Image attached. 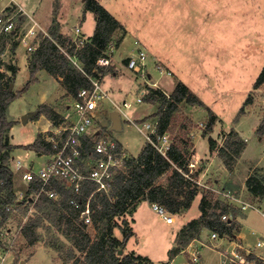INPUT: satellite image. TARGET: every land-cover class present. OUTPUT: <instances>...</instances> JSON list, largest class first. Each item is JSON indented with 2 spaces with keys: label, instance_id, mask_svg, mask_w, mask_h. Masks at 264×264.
I'll use <instances>...</instances> for the list:
<instances>
[{
  "label": "rangeland",
  "instance_id": "1",
  "mask_svg": "<svg viewBox=\"0 0 264 264\" xmlns=\"http://www.w3.org/2000/svg\"><path fill=\"white\" fill-rule=\"evenodd\" d=\"M15 1L46 32L50 30L55 4L58 3L60 8L56 19L65 37L76 40L77 27L81 28V36L86 40L94 33L96 19L92 13H88L85 19L84 0ZM98 1L127 29V35L119 49L110 48L114 65L109 67L102 80V87L110 99L121 105L125 101L132 102L134 106L128 110L130 118L137 123L154 124L158 120L156 114L159 104L147 102L149 89H159L169 96L173 87L179 81L183 82L217 116L210 136L216 140L219 158L224 163V157L219 153L221 148L231 154L229 157L232 168L228 169L224 163L230 172L228 180L223 179V175L214 166L207 177L200 178L201 183L220 191L231 190L246 201L254 200L247 187L243 188V181L252 173H264V137L260 141L257 134L258 125L264 117V85L254 89L264 68V0ZM6 3L7 0L1 1L0 6L3 7ZM28 17L24 16L23 21L17 24L20 36L30 26L26 22ZM118 35L115 36V41ZM139 50L145 51L147 55L144 73L141 74L127 67L129 58H135ZM30 59L31 53L20 43V39L6 35L1 37L0 75L3 74L4 77L0 78V85L8 86L9 91L15 94L21 92L30 80ZM116 63L122 66L121 70L116 71ZM10 67L18 69L16 77L9 71ZM115 71L117 74L113 73ZM144 90L147 95L143 97V103L137 104V99ZM62 92L53 76L46 71L38 73L37 81L21 93L8 109V121L15 122L7 134L11 144L34 142L39 133L46 142L56 137L61 126V115H64L70 103L61 98ZM249 97L252 103L241 116L239 112ZM43 106L51 108L54 114L46 112ZM101 107L106 113L98 116L99 126L120 142L129 156H138L147 143L145 136L124 118L121 119V129H114L111 114L115 108L112 102L104 100ZM41 111L42 114L37 116V112ZM25 116L28 117L24 120ZM208 120L206 108L183 102L174 116L176 132L168 133L172 142L180 125L192 124L189 136L193 143L191 161L196 163L195 172L201 171L200 168H204L209 160H204L211 150L208 138L203 136ZM232 131L238 132L241 140L246 143L248 148L245 159L251 163L241 159L243 151L236 154L240 141L230 135ZM15 150L18 151L11 155L10 166L15 172V188L19 201L22 202L28 190V185L21 177L26 169L16 172L13 164L18 156H25L22 152L30 150ZM195 152L203 159L196 161ZM50 155L51 153H47L39 157L37 153L31 154L27 162H33V170L37 172ZM253 162H259V167L253 169ZM215 179H220L221 185L215 184ZM199 189V195L189 212L182 218L175 217L173 225L161 220L145 202L140 204L134 214L130 213L131 216L129 211L128 214L116 217L111 224L113 236L124 241L129 235L125 244L119 247V253L123 252L119 255L142 256L148 258L150 264L169 263L170 252L178 241L182 228L200 217L203 198L206 199L209 211L216 207L220 211V205L225 204L218 193L205 187ZM32 198H36L35 193ZM35 203L36 200L32 204L25 202L12 210L7 224L1 228L0 264H74L77 259L84 258V253L76 248L63 229L56 227L52 216L46 215L47 211L38 212L34 207ZM256 203L264 212V200ZM252 213V210L247 212L248 215ZM36 217L41 218L36 227L39 237L35 244H30L24 236L23 228L30 218ZM107 227L105 222L100 223L99 237L107 232ZM254 227L259 230L256 231V236L251 234ZM242 232L247 235L249 243L255 245L259 238L264 237L262 217L254 215L253 221L243 223ZM211 235L209 231L202 232L173 263L192 264L195 255L199 254L200 261L197 264H226L221 253H233L241 244L235 239L227 238L223 239L224 242H212Z\"/></svg>",
  "mask_w": 264,
  "mask_h": 264
},
{
  "label": "trees",
  "instance_id": "2",
  "mask_svg": "<svg viewBox=\"0 0 264 264\" xmlns=\"http://www.w3.org/2000/svg\"><path fill=\"white\" fill-rule=\"evenodd\" d=\"M59 8L60 5L56 3L54 19L48 32L49 37L42 38L37 50L31 54L30 80L26 87L15 94L9 91L8 86L0 85V230L7 224L12 214L7 211V208L11 206L14 210L25 202L34 203L32 194L38 191V184L32 183L22 202L19 201L15 188V172L10 166L12 153L19 148L34 151L40 155L54 151L52 144L46 142L41 133L32 144L27 146L11 144L7 137L8 132L15 125V122L7 119L11 103L37 81L40 71H46L53 76L65 90L66 96L72 100L77 99L81 90L92 88V79L103 80L109 68L99 67V59L111 58L110 48L119 49L127 35L125 26L98 0H84V12H90L95 16L96 27L88 42L78 46L74 40L61 33L60 25L56 19ZM117 34L119 37L115 41L114 38ZM6 36L14 38L12 33ZM17 70L15 67L9 68L15 77ZM2 77H4L3 74L0 75L1 79ZM263 85L264 68L254 84V89H259ZM149 90L147 102L159 104L156 114L158 117L157 131L153 136L155 143L158 142L159 137L176 132L174 116L179 106L186 102L191 106L207 109L209 120L203 131V136L208 138L210 150L216 151V140L210 134L217 121V116L183 82L179 81L169 96L159 89L150 88ZM251 103L252 99L249 97L239 115H244L245 108ZM42 108H45L48 113H53L51 108L47 109L46 106ZM41 114L42 111L37 112L36 115ZM190 125L192 124L183 123L180 125L166 155L161 154L152 143L147 142L138 156H128L124 168L115 177L111 191L95 193L90 200L91 221L89 223L81 220L80 213L85 208L90 195L95 191L94 187H89L79 197L81 204L79 209L69 205L68 194L60 186L57 189L64 194V199L60 203L54 202L44 194L39 197L34 205L37 211L43 213L47 211L46 215L52 216L56 227L59 230L63 229L76 248L84 253V258L77 259L74 264H150L149 259L142 256L119 255V247L125 244L129 235L125 237L124 241L114 237L111 224L116 217L128 214L129 211H131L129 212L130 216L132 215L130 213L134 214L143 202H148L151 205L159 204L176 218H182L189 212L200 192L199 187L185 177V174L190 171L188 165L193 156V143L189 136ZM257 134L259 137H264V117L258 125ZM230 135L240 141V147L236 150V154H240L246 148V143L235 131H232ZM91 145L92 139L88 142V148ZM219 153L224 157L226 167L231 169V154L223 148ZM199 175V170L193 171L191 177L198 179ZM162 179L165 181L160 182ZM246 187L253 199L259 202L264 199V173H252L246 180ZM205 200L204 197L200 206V217L188 222L182 228L180 236L178 235V241L170 252V262L183 253L191 241L197 240L202 232H216L221 238L232 240L240 232L241 225L238 220L243 217L240 210L221 204L220 211H217L218 207L209 211ZM225 214L232 216L230 222L222 221V216ZM40 220V217L30 218L23 228L24 236L30 244H35L38 241L36 227ZM103 222L108 226L107 232L99 237L100 223ZM1 247L2 242L0 241ZM170 262L164 264H171Z\"/></svg>",
  "mask_w": 264,
  "mask_h": 264
},
{
  "label": "built area",
  "instance_id": "3",
  "mask_svg": "<svg viewBox=\"0 0 264 264\" xmlns=\"http://www.w3.org/2000/svg\"><path fill=\"white\" fill-rule=\"evenodd\" d=\"M4 1V0H0ZM26 15L24 9L15 1L7 0L5 6H0V37L13 34L14 38L20 39V43L29 53H34L42 38L49 37V33L44 31L32 18L26 20L28 29L25 34L18 32L17 24L23 21ZM77 35L76 44L84 45L88 40L81 36V28L75 29ZM147 55L145 51L139 50L135 58H129L127 67L137 74L144 73ZM114 65L112 58L103 57L99 59L98 66L101 68H109ZM171 75V73H168ZM92 88L83 89L79 92L77 99L72 100L66 107L64 115H61V126L58 129L56 137L49 141L54 151L44 164V166L35 172L33 167H25L21 161L15 165L18 172L26 169L22 173V180L28 185L32 183L38 184V191L35 193L38 200L41 195H46L54 202L60 203L64 199V194L57 189L60 186L68 194V203L75 209H79L81 204L79 197L89 187H94L95 191L90 195L84 209L81 210L80 218L85 222L91 221L90 200L95 193H109L113 187V183L117 173L124 168L128 153L122 144L110 137L97 122L98 116L103 114L101 102L109 99L114 108V112H118L121 119L131 122L137 130L145 136L147 142L152 143L157 150L166 155L171 146L169 135L165 134L158 138V142L153 141V136L157 131V122L137 123L133 121L128 110L134 105L132 102L125 101L123 104H117L112 101L108 93L102 87L100 79H92ZM144 90L141 97L137 99V104L143 103ZM92 139V145L88 148V142ZM45 156V155H44ZM196 167V163L190 161L188 168L189 173L185 177L195 183L198 187H205L209 191L218 193L223 197L226 205L232 206L240 210L242 213L248 211H257L264 219V213L260 211L256 201L243 200L239 195L234 194L231 190L220 191L213 187L202 184L198 179L192 178L191 175ZM152 210L157 213L161 220L168 225H173L176 221L167 209L159 204H152ZM8 212H12V207L7 208ZM231 215H223V222H230ZM218 233L211 235V241H223ZM257 248L264 250V238L257 243ZM232 253H221L225 257L226 264H264V251L261 254L244 249L242 246L234 249ZM199 254L195 255L194 263H199Z\"/></svg>",
  "mask_w": 264,
  "mask_h": 264
},
{
  "label": "crops",
  "instance_id": "4",
  "mask_svg": "<svg viewBox=\"0 0 264 264\" xmlns=\"http://www.w3.org/2000/svg\"><path fill=\"white\" fill-rule=\"evenodd\" d=\"M88 13H90V12H87L86 14H84V17H85V19H86V17H87V14ZM84 19V20H85ZM95 31V30H94ZM124 42V41H123ZM123 44V43H122ZM121 44V45H122ZM115 69H117L116 71H118V70H121L122 69V66L120 65V64H118V63H116L115 64ZM116 71L115 72H113L114 74H117L116 73ZM60 85V84H59ZM61 87V86H60ZM62 88V87H61ZM174 88H175V86L173 87V89L170 91V92H173V90H174ZM62 90H63V92H62V96H61V98L62 99H64V100H66L67 102H72V99L69 97V96H66V92H65V90L62 88ZM106 112L104 111L103 112V114H105ZM43 131H45V130H43ZM43 131H41V132H43ZM236 132V131H235ZM236 133H238V132H236ZM238 135L241 137V135L238 133ZM242 138V137H241ZM261 140H263L261 137H260V141ZM246 141V140H245ZM33 142H29V143H23V144H14L13 142H12V144L13 145H29V144H32ZM123 146V145H122ZM124 148V147H123ZM247 145H246V148L244 149V151H243V156H242V158L241 159H243V160H245V161H248V162H250L249 160H246L245 159V154H246V151H247ZM195 149H196V144H195ZM18 150H15L13 153H12V155L15 153V152H17ZM127 151V150H126ZM22 153H25V156L24 157H22V156H18L16 159H14L15 160V162H14V166L13 167H15V165H16V163L18 162V161H21L22 162V164L27 168V167H34V163L32 162L31 164L30 163H28L27 161H28V158L30 157V155L31 154H36V153H34L33 151H28V152H22ZM38 156L40 157H43L44 155H40V154H38ZM136 157V156H135ZM194 159L196 160V161H200V160H202L203 158L200 156V155H198L197 154V152H195V155H194ZM206 159H209L208 161H207V163L205 164V167L204 168H200V169H202L201 171H200V175H199V177H198V180L200 181V178H204V177H207L208 175H209V172L211 171V169H213V167L215 166L218 170H219V172L223 175V179H229V177H230V172L228 171V169L225 167V165H224V163H223V161L219 158V156H218V152H216V151H210V154H209V156H206L205 157V159L204 160H206ZM215 161H218V162H216L215 163ZM251 163V162H250ZM253 164H255V166H254V168L253 169H256L257 167H259V165H260V163L258 162V163H254L253 162ZM16 172H18L17 170H15ZM252 173V171L250 172V174ZM249 176V175H248ZM227 177V178H226ZM247 178L248 177H246L245 178V180L243 181V188L244 189H246V180H247ZM201 182V181H200ZM214 182H215V184H217V185H221V181H220V179H215L214 180ZM226 182V181H225ZM254 200H256V199H254ZM264 199H262L261 200V202L263 201ZM195 202V201H194ZM256 202H259L258 200H256ZM145 203H147L148 205H150L151 206V204H149L148 202H145ZM194 204V203H193ZM261 212H263L262 210H260ZM254 213H256V214H254ZM254 213H252L251 215H248L247 214V212H245V213H243V217H240L239 218V220H238V222H239V224L241 225V229H240V232L237 234V237H235L234 239L235 240H237L240 244H241V246L244 248V249H246V250H250V251H253V252H255V253H258V254H261V253H263V249H261V248H257V243L259 242V241H261L264 237H261V238H259L258 240H257V243L255 244V245H253V244H251V243H249V240H248V237H247V235L245 234V233H243L242 232V229H243V223L244 224H246L247 223V221H253V218H254V215H256V216H259V217H262L261 216V214L259 213V212H257V211H254ZM264 213V212H263ZM262 219H263V217H262ZM263 221H264V219H263ZM251 226H255V225H251ZM253 231H252V235L253 236H256L257 235V233H256V231L257 232H259V230L257 229V228H255L254 227V229H252ZM228 239V238H227ZM233 239V240H234ZM219 242H224V241H219ZM184 252V251H183ZM178 257V256H177ZM176 257V258H177ZM176 258H174L173 259V261H172V263L174 262V260L176 259ZM174 264V263H173Z\"/></svg>",
  "mask_w": 264,
  "mask_h": 264
},
{
  "label": "water",
  "instance_id": "5",
  "mask_svg": "<svg viewBox=\"0 0 264 264\" xmlns=\"http://www.w3.org/2000/svg\"><path fill=\"white\" fill-rule=\"evenodd\" d=\"M13 87V84H12V86H11V88ZM28 116H25L24 117V120L27 118ZM111 121H112V125H113V128L114 129H121V126H122V124H121V117H120V115H119V113L118 112H112V114H111ZM123 252L122 251H120V253L119 254H122Z\"/></svg>",
  "mask_w": 264,
  "mask_h": 264
}]
</instances>
